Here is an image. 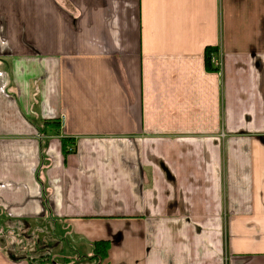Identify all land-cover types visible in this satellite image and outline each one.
<instances>
[{
  "label": "crops",
  "instance_id": "1",
  "mask_svg": "<svg viewBox=\"0 0 264 264\" xmlns=\"http://www.w3.org/2000/svg\"><path fill=\"white\" fill-rule=\"evenodd\" d=\"M0 264H264V0H0Z\"/></svg>",
  "mask_w": 264,
  "mask_h": 264
},
{
  "label": "trees",
  "instance_id": "2",
  "mask_svg": "<svg viewBox=\"0 0 264 264\" xmlns=\"http://www.w3.org/2000/svg\"><path fill=\"white\" fill-rule=\"evenodd\" d=\"M217 52V49L215 48H207L206 49V54H205V57H206V68L209 72H214L216 71L217 69H215L213 66H212V63H211V55L213 53ZM69 141L68 139H62V144H63V149H64V152H66V148L69 144ZM103 247L105 250L108 249V244L106 243H100L97 245V247Z\"/></svg>",
  "mask_w": 264,
  "mask_h": 264
},
{
  "label": "built area",
  "instance_id": "3",
  "mask_svg": "<svg viewBox=\"0 0 264 264\" xmlns=\"http://www.w3.org/2000/svg\"><path fill=\"white\" fill-rule=\"evenodd\" d=\"M211 63H212V66L218 71L222 70L223 60H222V54L220 53V51H217L211 55Z\"/></svg>",
  "mask_w": 264,
  "mask_h": 264
}]
</instances>
